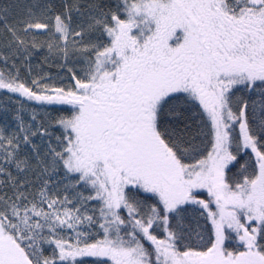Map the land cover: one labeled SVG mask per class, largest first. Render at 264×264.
<instances>
[{"label": "snow or ice", "instance_id": "6c2138e0", "mask_svg": "<svg viewBox=\"0 0 264 264\" xmlns=\"http://www.w3.org/2000/svg\"><path fill=\"white\" fill-rule=\"evenodd\" d=\"M0 264H264V0L0 3Z\"/></svg>", "mask_w": 264, "mask_h": 264}, {"label": "trees", "instance_id": "16d2710c", "mask_svg": "<svg viewBox=\"0 0 264 264\" xmlns=\"http://www.w3.org/2000/svg\"><path fill=\"white\" fill-rule=\"evenodd\" d=\"M4 2V0H0V3ZM53 72H55V69H52Z\"/></svg>", "mask_w": 264, "mask_h": 264}]
</instances>
